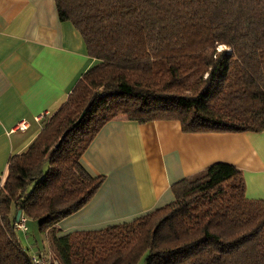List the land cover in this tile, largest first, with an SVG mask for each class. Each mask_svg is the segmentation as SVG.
Segmentation results:
<instances>
[{"label":"trees","instance_id":"16d2710c","mask_svg":"<svg viewBox=\"0 0 264 264\" xmlns=\"http://www.w3.org/2000/svg\"><path fill=\"white\" fill-rule=\"evenodd\" d=\"M55 5L97 63L7 160L0 264H31L14 226L17 209L37 223L58 264H264V200L246 198L241 170L225 162L174 182L172 201L130 221L57 229L102 184L80 158L112 119L175 120L185 133L264 130V0Z\"/></svg>","mask_w":264,"mask_h":264},{"label":"crops","instance_id":"0c3cea01","mask_svg":"<svg viewBox=\"0 0 264 264\" xmlns=\"http://www.w3.org/2000/svg\"><path fill=\"white\" fill-rule=\"evenodd\" d=\"M96 63L79 31L59 19L55 0H0V185L9 156L40 131L34 117L53 114ZM21 119L28 124L23 130ZM80 162L104 180L82 208L58 221L60 234L130 221L163 206L173 199L174 182L216 162L238 167L246 198L264 200V130L185 133L175 120L115 118Z\"/></svg>","mask_w":264,"mask_h":264},{"label":"built area","instance_id":"2783aa9c","mask_svg":"<svg viewBox=\"0 0 264 264\" xmlns=\"http://www.w3.org/2000/svg\"><path fill=\"white\" fill-rule=\"evenodd\" d=\"M52 114H49L48 112H44L41 114H38L34 117V120L36 122H40L41 126L45 120H47ZM27 121L24 119H21L18 124L17 128L23 130L27 128ZM15 229L19 232L26 233L28 231V227L26 225V218L21 213L20 219L18 222H14ZM30 261L31 264H58L57 261L52 257L51 253L49 251L44 252V250H35L30 254Z\"/></svg>","mask_w":264,"mask_h":264},{"label":"rangeland","instance_id":"374dc122","mask_svg":"<svg viewBox=\"0 0 264 264\" xmlns=\"http://www.w3.org/2000/svg\"><path fill=\"white\" fill-rule=\"evenodd\" d=\"M26 225L28 227V231L26 233L18 232L17 234L20 244L23 247H27L29 253L33 252L32 250L36 246H39L41 248L40 250H44V252H47L46 251L47 247L45 248L42 247L45 244V242L47 243V239L44 242V239L46 238V236L39 231L37 223L28 219L26 222ZM27 240H29V243H27ZM140 264H144L143 261H141Z\"/></svg>","mask_w":264,"mask_h":264},{"label":"water","instance_id":"95a60500","mask_svg":"<svg viewBox=\"0 0 264 264\" xmlns=\"http://www.w3.org/2000/svg\"><path fill=\"white\" fill-rule=\"evenodd\" d=\"M79 121H80V118L77 120V122H79ZM60 140H61V138H60ZM21 213H22L21 209H17L16 210V212L14 214V222H18L19 221Z\"/></svg>","mask_w":264,"mask_h":264}]
</instances>
